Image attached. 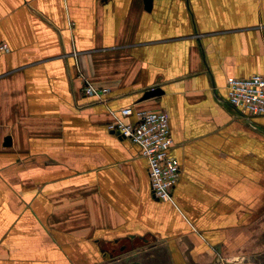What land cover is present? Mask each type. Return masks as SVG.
<instances>
[{
	"label": "crops",
	"instance_id": "crops-1",
	"mask_svg": "<svg viewBox=\"0 0 264 264\" xmlns=\"http://www.w3.org/2000/svg\"><path fill=\"white\" fill-rule=\"evenodd\" d=\"M0 42V264H264V116L227 95L264 0H0ZM130 105L169 115L172 200L108 128Z\"/></svg>",
	"mask_w": 264,
	"mask_h": 264
},
{
	"label": "built area",
	"instance_id": "built-area-1",
	"mask_svg": "<svg viewBox=\"0 0 264 264\" xmlns=\"http://www.w3.org/2000/svg\"><path fill=\"white\" fill-rule=\"evenodd\" d=\"M9 51V44L0 42V54ZM227 91L232 106L252 116H264V73L230 78ZM108 92V88H97L90 83L84 87V93L91 96L102 97ZM120 114L123 117L133 115V122L116 117L108 128L140 146L147 159L154 195L160 200H172L181 166L173 153L174 137L168 113L163 109L145 110L130 105L121 108Z\"/></svg>",
	"mask_w": 264,
	"mask_h": 264
},
{
	"label": "water",
	"instance_id": "water-1",
	"mask_svg": "<svg viewBox=\"0 0 264 264\" xmlns=\"http://www.w3.org/2000/svg\"><path fill=\"white\" fill-rule=\"evenodd\" d=\"M153 0H145L146 9L150 10L152 7ZM162 89L159 87H153L147 90L143 96V99H148L149 97L157 96L159 94H162ZM11 143V136H6L5 138V144L10 145Z\"/></svg>",
	"mask_w": 264,
	"mask_h": 264
}]
</instances>
